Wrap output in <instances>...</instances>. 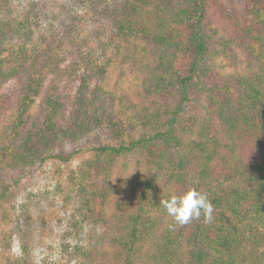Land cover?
<instances>
[{
    "label": "trees",
    "instance_id": "trees-1",
    "mask_svg": "<svg viewBox=\"0 0 264 264\" xmlns=\"http://www.w3.org/2000/svg\"><path fill=\"white\" fill-rule=\"evenodd\" d=\"M101 128L69 214L12 212L17 175ZM193 187L213 219L175 225L160 201ZM71 263L264 264V0H0V264Z\"/></svg>",
    "mask_w": 264,
    "mask_h": 264
},
{
    "label": "rangeland",
    "instance_id": "rangeland-1",
    "mask_svg": "<svg viewBox=\"0 0 264 264\" xmlns=\"http://www.w3.org/2000/svg\"><path fill=\"white\" fill-rule=\"evenodd\" d=\"M235 7V5L233 6ZM56 10V8H55ZM58 21H54V25L59 24ZM94 20V19H93ZM90 22L91 26H95L97 20ZM134 68L131 62H128L126 67ZM126 69V74L124 77V84L126 86L130 85V81H132L133 73H129V69ZM110 84H113L115 77L112 75L111 78L108 79ZM78 85V81L76 80L72 87H70L71 91L74 92ZM16 88V80L11 79L3 86V93L13 99V92ZM132 100L135 99L134 92H130L128 94ZM122 102L118 100V98L113 99V107L114 112L119 115L116 119L119 121V126L121 127V131L124 133H128L130 130V126L128 125V121L124 120V115L122 112L126 111V108L121 105ZM127 115H133L134 113L130 110H127ZM126 116V115H125ZM124 120V122H123ZM135 131V130H133ZM119 139H117L112 131V129H98L97 131L91 132V134L85 136L82 140L75 143H66L63 145V150L67 154L73 149H79L78 154L75 156H71L68 162L61 161L59 158H49L46 161L41 163H36L33 166L27 168L21 174L17 175L18 183L13 203L14 208L12 212L14 214H20L22 205L26 203H30L33 206L38 204L40 206V210H42L43 214H69L71 212V205L69 204L66 207V202L63 199V195L60 192L59 186L61 190L66 188L65 184H67L69 176H71L72 172L76 170V167L79 165L82 158L86 156L88 150L97 144L100 143H117ZM133 166L130 164L129 173H132ZM116 182L119 183L120 178L116 176ZM8 182V180H7ZM13 182V181H11ZM15 187V186H14ZM69 208V209H68ZM67 209V211H65ZM54 246V244H53ZM52 246V248H53ZM12 251L17 252L18 248L16 243L13 242ZM39 253V252H38ZM50 261H57L58 263L63 262L62 253L60 252V248L54 249L53 251H49V249L44 253H39L38 256H45ZM74 264V263H71Z\"/></svg>",
    "mask_w": 264,
    "mask_h": 264
},
{
    "label": "clouds",
    "instance_id": "clouds-1",
    "mask_svg": "<svg viewBox=\"0 0 264 264\" xmlns=\"http://www.w3.org/2000/svg\"><path fill=\"white\" fill-rule=\"evenodd\" d=\"M166 214L175 225H186L203 215L205 221L213 219L214 206L208 197L196 188H189L179 194H172L160 201Z\"/></svg>",
    "mask_w": 264,
    "mask_h": 264
}]
</instances>
